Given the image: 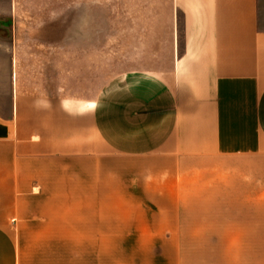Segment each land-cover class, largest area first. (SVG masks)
Returning a JSON list of instances; mask_svg holds the SVG:
<instances>
[{"label": "crops", "instance_id": "crops-1", "mask_svg": "<svg viewBox=\"0 0 264 264\" xmlns=\"http://www.w3.org/2000/svg\"><path fill=\"white\" fill-rule=\"evenodd\" d=\"M169 3L167 52L101 95L11 73L0 264H264V0Z\"/></svg>", "mask_w": 264, "mask_h": 264}, {"label": "rangeland", "instance_id": "rangeland-1", "mask_svg": "<svg viewBox=\"0 0 264 264\" xmlns=\"http://www.w3.org/2000/svg\"><path fill=\"white\" fill-rule=\"evenodd\" d=\"M169 5V0H0V114L8 115L11 73L19 93L96 97L128 68L161 58L168 45L159 26Z\"/></svg>", "mask_w": 264, "mask_h": 264}]
</instances>
